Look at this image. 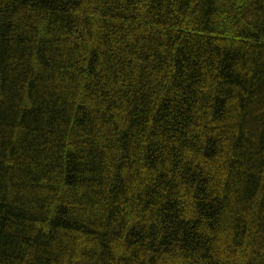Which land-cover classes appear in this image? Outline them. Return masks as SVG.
<instances>
[{
  "label": "trees",
  "instance_id": "obj_1",
  "mask_svg": "<svg viewBox=\"0 0 264 264\" xmlns=\"http://www.w3.org/2000/svg\"><path fill=\"white\" fill-rule=\"evenodd\" d=\"M0 264H264V0H0Z\"/></svg>",
  "mask_w": 264,
  "mask_h": 264
}]
</instances>
